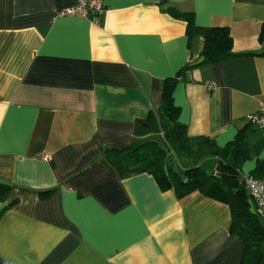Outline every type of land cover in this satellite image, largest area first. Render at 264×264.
<instances>
[{
  "label": "crops",
  "instance_id": "crops-1",
  "mask_svg": "<svg viewBox=\"0 0 264 264\" xmlns=\"http://www.w3.org/2000/svg\"><path fill=\"white\" fill-rule=\"evenodd\" d=\"M102 2L94 24L55 17L74 0H0V264H239L228 205L120 178L99 151L128 145L163 80L198 60L202 37L167 6L229 30L236 55L187 70L173 99L189 136L232 140L264 99V0ZM247 143L243 179L262 178L264 131L249 124Z\"/></svg>",
  "mask_w": 264,
  "mask_h": 264
},
{
  "label": "trees",
  "instance_id": "trees-1",
  "mask_svg": "<svg viewBox=\"0 0 264 264\" xmlns=\"http://www.w3.org/2000/svg\"><path fill=\"white\" fill-rule=\"evenodd\" d=\"M166 12L186 22L188 35L202 37L198 60L180 67L173 76L163 80L158 107L150 109L145 117L134 120L130 143L123 147L102 146L100 159L120 178L147 173L160 190H170L176 198L198 191L228 205L229 230L242 244L239 264H264V218L253 211L241 174V166L249 157V124L239 129L232 140L219 146L207 136L187 134L186 124L179 120L180 108L173 99L175 84L183 80L187 70L236 55L231 50L229 30L225 26H197L191 12L171 6L166 7ZM258 41L264 43V24ZM207 158H216L214 170L207 171L201 167ZM255 170L264 172V161L258 162ZM8 190V185L0 183L2 199ZM47 193L42 192L41 195Z\"/></svg>",
  "mask_w": 264,
  "mask_h": 264
},
{
  "label": "built area",
  "instance_id": "built-area-1",
  "mask_svg": "<svg viewBox=\"0 0 264 264\" xmlns=\"http://www.w3.org/2000/svg\"><path fill=\"white\" fill-rule=\"evenodd\" d=\"M105 11L102 0H74L68 7L55 11V17L75 16L99 24ZM247 123L264 131V99L260 100L255 111L245 116ZM244 187L252 202V209L259 217L264 218V178L244 177Z\"/></svg>",
  "mask_w": 264,
  "mask_h": 264
}]
</instances>
